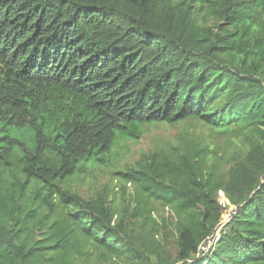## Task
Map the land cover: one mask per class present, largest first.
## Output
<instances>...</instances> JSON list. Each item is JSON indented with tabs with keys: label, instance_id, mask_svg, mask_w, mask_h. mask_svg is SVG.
Returning a JSON list of instances; mask_svg holds the SVG:
<instances>
[{
	"label": "trees",
	"instance_id": "1",
	"mask_svg": "<svg viewBox=\"0 0 264 264\" xmlns=\"http://www.w3.org/2000/svg\"><path fill=\"white\" fill-rule=\"evenodd\" d=\"M186 120L114 172L126 206L68 187ZM0 264H264V0H0Z\"/></svg>",
	"mask_w": 264,
	"mask_h": 264
},
{
	"label": "rangeland",
	"instance_id": "2",
	"mask_svg": "<svg viewBox=\"0 0 264 264\" xmlns=\"http://www.w3.org/2000/svg\"><path fill=\"white\" fill-rule=\"evenodd\" d=\"M208 131V128L197 120L146 124L136 137H120L113 145L106 164L84 168V170L69 180L68 187L76 191L82 198H87L100 192L112 193L120 206H126L132 200L133 188L130 184H127L126 191L123 192L121 190L122 182L114 175L116 170L123 169L126 165L132 164L141 152L153 150L166 143L173 144L176 141L180 142L183 138L187 137H202ZM210 142L217 150H222L225 145L224 140L215 134H213ZM218 199L224 206L222 224L226 219V215L233 207L228 205L222 192H219ZM163 214L167 217L170 214V210L165 208ZM169 248L173 253L175 252L173 241L169 244ZM193 258L190 261H193Z\"/></svg>",
	"mask_w": 264,
	"mask_h": 264
},
{
	"label": "built area",
	"instance_id": "3",
	"mask_svg": "<svg viewBox=\"0 0 264 264\" xmlns=\"http://www.w3.org/2000/svg\"><path fill=\"white\" fill-rule=\"evenodd\" d=\"M230 214H231V210H230V211L228 212V214L226 215V219H225L224 221H226L227 219H229ZM216 238H217V236L214 237V239H216ZM210 244H211V240L208 239V240H207V244L204 245V246H202L201 249L203 248V250H204L205 246H208V245H210ZM203 250H202V251H203Z\"/></svg>",
	"mask_w": 264,
	"mask_h": 264
}]
</instances>
